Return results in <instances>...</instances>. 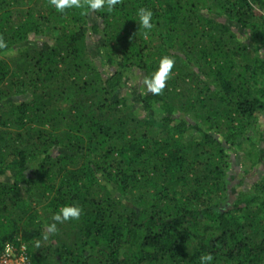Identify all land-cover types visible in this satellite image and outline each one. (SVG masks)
Segmentation results:
<instances>
[{
	"label": "trees",
	"instance_id": "obj_1",
	"mask_svg": "<svg viewBox=\"0 0 264 264\" xmlns=\"http://www.w3.org/2000/svg\"><path fill=\"white\" fill-rule=\"evenodd\" d=\"M0 39V257L264 264V0H0Z\"/></svg>",
	"mask_w": 264,
	"mask_h": 264
},
{
	"label": "clouds",
	"instance_id": "obj_2",
	"mask_svg": "<svg viewBox=\"0 0 264 264\" xmlns=\"http://www.w3.org/2000/svg\"><path fill=\"white\" fill-rule=\"evenodd\" d=\"M52 7L57 12L63 13L65 9H82L84 11H97L106 9L108 12L114 10L120 0H49ZM137 23L140 28L144 29V37L147 38L148 33L154 27L152 23L153 13L151 10L141 7L136 12ZM7 44L3 39H0V49L6 48ZM174 59L170 56H162L158 59L157 67L149 76H146L142 83L145 87V94L160 95L166 87V81L174 67ZM81 208L76 205H65L59 208L52 220L57 223L67 222L69 220L79 219ZM57 231L56 223H50L46 227V233L54 234ZM213 257L211 254L200 257V264H211Z\"/></svg>",
	"mask_w": 264,
	"mask_h": 264
},
{
	"label": "built area",
	"instance_id": "obj_3",
	"mask_svg": "<svg viewBox=\"0 0 264 264\" xmlns=\"http://www.w3.org/2000/svg\"><path fill=\"white\" fill-rule=\"evenodd\" d=\"M11 260L19 261L18 264H25L26 262L24 257H15L14 251L8 247L4 250L3 255L0 257V264H8Z\"/></svg>",
	"mask_w": 264,
	"mask_h": 264
},
{
	"label": "rangeland",
	"instance_id": "obj_4",
	"mask_svg": "<svg viewBox=\"0 0 264 264\" xmlns=\"http://www.w3.org/2000/svg\"><path fill=\"white\" fill-rule=\"evenodd\" d=\"M64 108H65V105H64ZM161 135L164 136L165 133H162V132H161ZM12 255H13V254H12ZM18 262H19V261H17V260H16V261H15V260H11L8 264H18Z\"/></svg>",
	"mask_w": 264,
	"mask_h": 264
}]
</instances>
